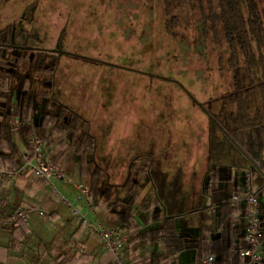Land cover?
Listing matches in <instances>:
<instances>
[{
    "label": "crops",
    "instance_id": "crops-1",
    "mask_svg": "<svg viewBox=\"0 0 264 264\" xmlns=\"http://www.w3.org/2000/svg\"><path fill=\"white\" fill-rule=\"evenodd\" d=\"M14 38L15 31H13ZM19 49L20 47H17V50ZM228 77V83L210 87L211 95L205 105H208L212 97L218 94L224 96L232 90L233 78L230 71H228ZM40 85L41 89L37 88L36 90L32 89L31 84L19 85L15 89L11 101L0 95V102L8 110L15 107L21 108L23 115L16 119L13 130L18 133L22 126L30 125V141L36 132H48V128L54 124L55 120V115L51 116L47 128L42 127L44 114L50 103L47 102L46 97L42 96L41 90L44 88L43 90L51 92L50 95L55 97V89L51 87L50 83L47 86L49 89H46L42 83ZM252 91L255 93L249 97V94L245 93L244 96L247 97L245 99L251 101V115L256 118L251 120V123L258 132L259 124L264 122V89L255 86ZM35 93L38 94L37 97H34ZM57 100L67 107L73 109L76 107L74 104L69 106L61 99ZM193 102L198 104L206 114L204 130L202 129L203 135H201L204 142L202 149L196 148L197 143H194V137L182 138L179 127L175 131L174 125L171 133L163 135V141L160 139L159 133L153 136L147 131L141 134L139 144H137L138 139L132 134L131 136L126 135V139L129 141L120 144L122 141H118L116 134L111 133L110 126L106 127L105 132H96L95 125L91 122L92 132L97 138V147L89 156L88 162L93 166L103 167L106 173L105 188H110L113 196L123 199L125 202L134 200V206L138 208L136 215L141 224L139 229L122 230L128 236L127 241L123 244V252L130 264L137 263L139 256L155 259L145 264H196L200 257V251L195 247L181 250V247L175 244L163 245L151 233L162 225L163 218L168 214L161 204L156 206L148 203L147 196L153 188V181L148 173L142 171L145 169V164H141L140 174L133 175L132 180L129 181L131 161L135 156H155L158 159L156 167L167 171L171 177L176 176L180 171L183 172V185L187 192L190 208L200 205L176 216L178 229L189 239L200 234L202 221L207 215L216 216V229L211 234L212 238L220 235L224 224L233 215L231 200L213 201L209 174L211 172L217 174L216 195L222 198L232 194L239 186H243L251 169L257 167L256 160L250 156L264 157V150L257 149L256 138L248 133L250 130H255L249 127L240 138L241 144H237L239 151H231V158L227 148H210L208 114L202 104L197 101ZM75 110L79 112L78 109ZM72 140L67 138V142ZM19 145L21 151L24 152L25 144L20 138ZM124 146H126L125 150ZM150 146L152 147L150 148ZM245 146H249V149H246ZM60 152L61 154L66 152L64 156L67 157L63 163L64 177L61 178L63 179L61 182L67 181L66 186L62 183L64 194L76 208L87 213L93 220L102 222L108 227L119 228L118 212L120 207H112L107 211H98L95 214L88 208L91 198L86 192V188L77 182V179L82 178L83 175L84 159L79 155L75 156V153L70 150L67 151L64 145H60L59 149H56V153ZM198 152H201L199 158ZM139 162L148 161L141 159ZM0 164L8 166L2 154H0ZM149 164L151 165V163ZM254 180L256 185L263 189L261 216L264 236V180L255 173ZM71 183L75 184L74 188L68 185ZM0 197L5 199V204L1 207V212L4 215H10L18 209L31 206L54 214L53 219H47L39 212H32L27 221H22L24 225L14 231L10 229L14 225H4L0 221V264H116L113 254L104 248L102 239L89 230L84 221L75 214L73 207L63 202L44 178L30 170H24L10 181L0 177ZM158 209L162 214L154 216L153 212H157ZM235 234L241 240H245L246 227L238 224ZM28 237H30L29 242H27ZM262 249L264 252V237ZM201 253L206 254L205 250ZM262 264H264V260Z\"/></svg>",
    "mask_w": 264,
    "mask_h": 264
},
{
    "label": "trees",
    "instance_id": "trees-1",
    "mask_svg": "<svg viewBox=\"0 0 264 264\" xmlns=\"http://www.w3.org/2000/svg\"><path fill=\"white\" fill-rule=\"evenodd\" d=\"M154 1L163 8V24L166 33L173 39H180L184 36L179 27L188 26L194 35L200 37L199 44L194 45L202 49L213 42L220 51L225 47L227 58L221 57V62L227 63V69L233 78V88L224 96L220 94L212 97L208 105H203L207 112L210 123L209 146L215 149L239 151L240 138L245 130L253 128L251 120L256 119L251 115V101L245 99L255 92V86L264 89V7L262 0H149ZM196 36V37H197ZM214 39V40H212ZM185 45L184 37L181 38ZM17 37L13 39V26L9 25L0 30V95L9 101L13 99L15 89L21 85L32 84L34 74H47L56 70L59 62L58 57L52 51L45 49L39 44L18 45ZM203 45L202 47H198ZM188 49L189 46L185 45ZM17 47L20 53L17 54ZM205 52V49H204ZM17 58L19 67L11 71V58ZM28 70V73L20 72L18 69ZM41 84V83H40ZM43 85V84H42ZM42 96L50 105L44 114V124L48 126L51 116L55 115L54 124L36 135L41 136L45 141L46 160L63 171V163L67 157L56 153L60 145H64L67 151L74 152L75 156L84 159V171L82 178L77 179L86 188V192L94 202L95 209L100 212L107 211L112 207H120L118 212L119 228L123 231H134L141 226L138 222L134 206V200L124 201L113 196L110 188H105L106 173L101 166H93L88 162L89 156L97 147V138L92 132V124L83 114L77 110L59 103L51 96V92L43 90ZM194 101L196 98L191 94ZM198 102V101H197ZM20 107L8 110L0 102V154L8 163L9 167L18 168L26 157L32 152L31 126L24 125L18 133L13 130L16 119L22 116ZM256 124V123H254ZM259 124V123H258ZM256 129L255 127L253 128ZM254 136L256 147L259 151L264 150V122L259 124V130L248 132ZM260 135V139L258 136ZM19 138L25 144V151L22 152L19 145ZM67 138L74 140L67 142ZM78 138V139H76ZM246 147V146H245ZM249 149V146L246 149ZM66 151V150H65ZM256 160L257 167L251 169L252 186L263 193V189L256 185L254 173L264 180V157L259 155L250 156ZM141 159L148 162L141 163ZM229 159V158H228ZM62 160V161H61ZM158 159L155 156L142 157L137 155L131 161L130 177L140 174L141 164H145L146 172L153 181V188L148 194L149 205L161 204L168 216L162 220V225L151 231L156 240L163 245L175 244L181 250L195 247L200 251V257L196 264H245L246 249L249 244L241 240L235 229L238 224L247 227L248 207L246 204L233 206V215L226 221L218 237L212 238L215 231L214 215H207L201 224L200 234L192 239L181 234L176 224V216L184 214L191 209L187 199V192L183 185V172L180 171L174 177L160 167H156ZM151 163V165L149 164ZM209 184L214 202L233 200L236 195L245 196L247 182L239 186L232 194L222 198L217 197V174H209ZM162 214L158 209L153 212L154 216ZM153 216V217H154ZM10 227L12 231L23 226ZM29 242L30 237L27 239ZM206 254L201 253L202 251ZM153 257L139 256L135 264H145Z\"/></svg>",
    "mask_w": 264,
    "mask_h": 264
},
{
    "label": "rangeland",
    "instance_id": "rangeland-1",
    "mask_svg": "<svg viewBox=\"0 0 264 264\" xmlns=\"http://www.w3.org/2000/svg\"><path fill=\"white\" fill-rule=\"evenodd\" d=\"M163 20V8L149 0H0V30L12 25L18 45L39 44L58 57L54 72L34 74L32 89L50 83L57 99L74 104L96 132L110 126L120 144L131 134L139 144L147 131L163 141L174 125L202 149L206 114L191 94L205 105L212 85L228 83L220 61L228 54L214 41L194 47L201 40L189 25L179 27L188 49ZM17 60L11 58L12 71Z\"/></svg>",
    "mask_w": 264,
    "mask_h": 264
},
{
    "label": "built area",
    "instance_id": "built-area-1",
    "mask_svg": "<svg viewBox=\"0 0 264 264\" xmlns=\"http://www.w3.org/2000/svg\"><path fill=\"white\" fill-rule=\"evenodd\" d=\"M24 170H30L34 174L44 178L50 183L53 190L58 194L60 199L63 202L71 205L75 214H77L80 219L84 221L89 230L97 234L102 239L104 248L113 254L116 264H130L123 252V244L128 239L127 234H125L119 228L108 227L102 222L90 218L87 213L79 208H76L68 199V197L57 187L56 180L63 178L64 172L58 166L46 160L45 141L39 135L33 134L32 152L26 157L20 167L12 168L0 164V177L10 181L17 177ZM245 181L247 182V191L245 196L241 197L236 195L231 203L233 206L246 204L248 207L246 227L247 234L245 240L248 242L249 246L245 252L247 257L245 264H262L264 260V252L262 249L264 236L261 216V202L263 193L260 190L253 188L251 173L248 174ZM4 204L5 199L0 197V221L4 225L17 226L22 221H27L29 214L32 212H39L47 219L54 218V214L52 212L33 206L18 209L10 215H4L1 212V207H3ZM89 208L92 213H97L92 199L89 200Z\"/></svg>",
    "mask_w": 264,
    "mask_h": 264
}]
</instances>
